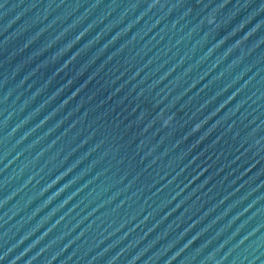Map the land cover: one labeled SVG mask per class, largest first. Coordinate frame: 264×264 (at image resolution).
Masks as SVG:
<instances>
[{"label":"water","instance_id":"water-1","mask_svg":"<svg viewBox=\"0 0 264 264\" xmlns=\"http://www.w3.org/2000/svg\"><path fill=\"white\" fill-rule=\"evenodd\" d=\"M0 264H264V0H0Z\"/></svg>","mask_w":264,"mask_h":264}]
</instances>
